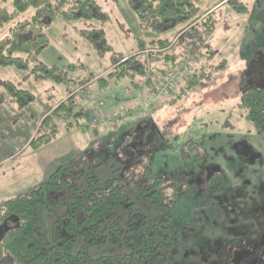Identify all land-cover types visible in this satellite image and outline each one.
<instances>
[{"label":"rangeland","instance_id":"rangeland-1","mask_svg":"<svg viewBox=\"0 0 264 264\" xmlns=\"http://www.w3.org/2000/svg\"><path fill=\"white\" fill-rule=\"evenodd\" d=\"M94 1L98 10L92 20L57 18L45 30L48 46L37 57L47 68L66 71L70 83L37 80L27 71L0 67V158L19 151L0 167V175L32 154L28 146L40 122L68 97V89L75 91L74 100L83 110L97 109L103 102L107 113L136 112L146 92L139 85L151 90L159 71L170 69L171 62L152 55L147 62L153 73L147 75L149 86L147 78L136 85L99 79L114 61L136 54L139 41L169 40L173 47L168 53L176 65L185 67L177 87L185 85L186 76L204 75L195 89L183 95L175 90L169 101L177 97L176 104L160 99L152 114L127 117L103 129L101 137L95 134L98 129H66L59 123L52 142L34 153V164L39 162L41 170L15 171L19 187L9 186L0 199L44 187L57 167L83 159L106 161L107 173L137 180L136 176L143 179L147 166L152 177L163 178L166 197L175 196V203L155 209L156 215L166 212L182 228L179 251L156 264H264V128L246 121L237 108L242 92L264 89V16L259 0H238L247 9L242 13L220 5L205 25L187 32L177 27L160 35L139 27L126 0ZM216 3L204 0L201 12ZM32 13L19 19H29ZM6 35L7 27L0 31V40ZM3 81L30 92L34 101L24 109L10 103ZM132 102L138 104L130 106ZM25 162L29 168L31 158ZM10 227L9 222L0 224V241Z\"/></svg>","mask_w":264,"mask_h":264},{"label":"trees","instance_id":"trees-1","mask_svg":"<svg viewBox=\"0 0 264 264\" xmlns=\"http://www.w3.org/2000/svg\"><path fill=\"white\" fill-rule=\"evenodd\" d=\"M203 1L126 0V3L139 27L158 35L177 27L187 32L205 25L204 21L211 20L220 5L228 4L241 13L247 10L238 0H218L202 13ZM259 4L264 16V0H259ZM30 10L33 13L29 19H19ZM97 10L94 0H0V31L7 27V35L0 40V67L27 71L37 80L70 83L66 71L37 63V57L48 46L45 30L57 18L67 22L92 20ZM172 47L167 39L151 40L147 44L139 41L137 53L114 61L99 82L128 80L136 85L147 78L148 72L149 76L153 74L147 68L152 55L171 62L168 70L176 69L174 55L168 53ZM71 70L69 67L68 71ZM168 70L159 72L163 75ZM203 75L186 76L185 87L176 86L175 90L183 95L195 89ZM90 80L82 82L79 91L86 89ZM150 81L148 77V86ZM1 85L19 107L25 108L34 101L32 94L11 82L3 81ZM175 90L166 95L167 103L176 104L177 97L169 101ZM67 95L40 122L29 142L32 151L52 142L59 123L66 129L75 125L89 130L87 121L94 109H81L74 100L75 91L68 89ZM237 108L244 113L246 121L264 128V89L242 92ZM106 164L100 159H83L59 166L49 175L44 187L38 185L1 202L0 224L9 222L13 227L1 237L0 264H156L160 258L176 255L182 228L171 222L168 213L160 216L155 211L168 209V203H175L174 195L170 198L165 195L163 178L152 177L147 166L142 180L139 176H136L138 180L135 176L117 177L103 169Z\"/></svg>","mask_w":264,"mask_h":264},{"label":"built area","instance_id":"built-area-1","mask_svg":"<svg viewBox=\"0 0 264 264\" xmlns=\"http://www.w3.org/2000/svg\"><path fill=\"white\" fill-rule=\"evenodd\" d=\"M183 78L182 70L170 71L167 75L159 80L156 84L155 90L148 95L147 99L143 101L141 106L135 113H130L129 111L122 112H112V113H101L94 112L89 120V125L93 130H103L106 128H111L116 125L117 122L138 114H145L153 111L154 105L157 100L163 97L168 91L174 88V86ZM99 108L104 107V103L100 102L98 104Z\"/></svg>","mask_w":264,"mask_h":264},{"label":"crops","instance_id":"crops-1","mask_svg":"<svg viewBox=\"0 0 264 264\" xmlns=\"http://www.w3.org/2000/svg\"><path fill=\"white\" fill-rule=\"evenodd\" d=\"M12 83V82H11ZM13 84V83H12ZM15 85V84H14ZM16 86V85H15ZM17 87V86H16ZM18 88V87H17ZM21 90H25V89H21ZM26 91V90H25ZM28 92V91H27ZM6 93V92H5ZM30 93V92H29ZM7 96L9 97V102L10 103H13L14 105H16L15 104V102L11 99V97H10V95H8L7 94ZM136 104H138V102H132L131 104H130V106H135ZM16 106H18V105H16ZM19 107V106H18ZM20 108V107H19ZM21 109V108H20ZM24 109V108H23ZM10 111H11V109H10ZM99 137H101V135H98ZM32 137H30V139H31ZM29 147V146H28ZM1 148V147H0ZM19 153V151L18 152H15V151H13V154L12 155H7L6 157H3L2 159L0 158V167H2L3 166V164H5L8 160H14V158H15V156L17 155ZM34 153H35V151H33L32 152V154H28V156H26L24 159H23V161H22V163H21V165H19V164H13V166H9L8 167V169L6 170V169H3L1 172H4V174L3 173H1L2 175H0V195L1 194H3V193H5V190L10 186L11 188H12V186L13 187H19V184L17 183L18 182V178L19 177H16V179H15V175H14V173H15V171H17L18 172V174L20 173V172H24L23 174H31V173H33V172H39L40 170H41V168H40V163L38 162V166L36 167V165L34 164V161H33V159H34ZM30 155V156H29ZM31 158V162L32 163H30V166H29V168H28V163H26L25 161L27 160V159H30ZM33 167V168H32ZM35 178H36V176H35ZM34 178V179H35ZM33 179V180H34ZM15 180H16V182H15ZM17 183V184H16ZM32 185L33 184H35V181H33L32 183H31ZM33 186H35V185H33ZM36 186H38V185H36ZM35 186V187H36ZM20 188H24V186H22V187H20ZM27 188V187H26ZM14 189V188H13ZM22 194H24V193H22ZM18 195H21V194H18ZM15 196H17V195H15ZM14 196V197H15ZM11 198H13V197H11ZM11 198H6V199H0V203L1 202H3V201H6V200H9V199H11Z\"/></svg>","mask_w":264,"mask_h":264}]
</instances>
